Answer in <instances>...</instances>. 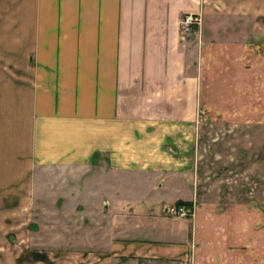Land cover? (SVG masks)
Returning a JSON list of instances; mask_svg holds the SVG:
<instances>
[{"label":"crops","instance_id":"crops-1","mask_svg":"<svg viewBox=\"0 0 264 264\" xmlns=\"http://www.w3.org/2000/svg\"><path fill=\"white\" fill-rule=\"evenodd\" d=\"M186 13L201 24L183 29ZM0 60V236L29 252L16 264H52L21 244L52 202L102 237L93 264L215 263L202 244H224L246 205L196 203L198 127L230 91L264 100V0H0ZM178 200L191 218L162 212Z\"/></svg>","mask_w":264,"mask_h":264},{"label":"rangeland","instance_id":"rangeland-1","mask_svg":"<svg viewBox=\"0 0 264 264\" xmlns=\"http://www.w3.org/2000/svg\"><path fill=\"white\" fill-rule=\"evenodd\" d=\"M4 63L0 60V70L4 69ZM254 96L251 90L230 91V106L209 109L208 115L213 117L199 122L197 186L191 187L193 194L197 192L196 203H217L224 211L227 209V213L237 211L231 207L239 202L246 205L245 218L232 215L236 217L231 222L233 225L227 220L223 222L236 232L223 235L224 244L209 240L202 244L207 255H215L213 264H264V100ZM140 189L144 193L149 190L147 187ZM174 192V188L169 189L170 195ZM42 205L47 211H39L33 221L32 217L28 222L24 220L21 244L29 242L34 248H50L52 264H78V260L93 264L94 255L98 256L94 251L102 246V237L92 227L81 226L83 219L77 204L52 202ZM87 205L88 213L93 216L94 204ZM181 207L185 208L186 215H180ZM158 211L152 207L148 212ZM162 212L168 217L191 218L193 215V210L176 202L167 204ZM87 216V223L93 221ZM0 242L13 243L0 250V264H16L20 254L29 253L15 246L20 244L19 235L0 236ZM63 248L70 251L61 250ZM175 264H193V259L192 263L187 259Z\"/></svg>","mask_w":264,"mask_h":264},{"label":"built area","instance_id":"built-area-1","mask_svg":"<svg viewBox=\"0 0 264 264\" xmlns=\"http://www.w3.org/2000/svg\"><path fill=\"white\" fill-rule=\"evenodd\" d=\"M201 16L199 14L194 13H186L181 17L180 23L183 29L185 30H192L196 26H199L201 24ZM175 210V209H174ZM180 215H186L185 208L181 207L179 208Z\"/></svg>","mask_w":264,"mask_h":264},{"label":"trees","instance_id":"trees-1","mask_svg":"<svg viewBox=\"0 0 264 264\" xmlns=\"http://www.w3.org/2000/svg\"><path fill=\"white\" fill-rule=\"evenodd\" d=\"M176 203L178 205H185V206H187V208H189L191 210V212H192L193 207H194V204H193L192 201L178 200Z\"/></svg>","mask_w":264,"mask_h":264}]
</instances>
